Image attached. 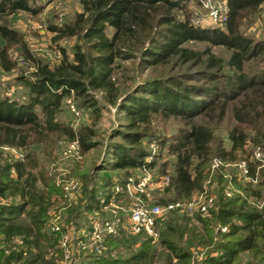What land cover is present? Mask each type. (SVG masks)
Instances as JSON below:
<instances>
[{
  "label": "trees",
  "instance_id": "obj_1",
  "mask_svg": "<svg viewBox=\"0 0 264 264\" xmlns=\"http://www.w3.org/2000/svg\"><path fill=\"white\" fill-rule=\"evenodd\" d=\"M31 1L0 0V16L34 11ZM189 1L80 0L82 10L72 23L50 28L61 35H79L89 51L76 47L71 61L63 56L52 68L36 62L29 79L18 78L25 88L22 102L0 93V148L24 151L21 159L0 165V199H16L0 204V264H54V259H60V234L46 229L49 209L63 205V219L77 223L81 211L96 206L100 193H109L111 186L121 184L143 164L153 167L160 150L174 159L170 174L159 173L167 174L169 182L154 202L186 200L209 178L215 197L208 214L167 213L155 223V243L152 237L123 230L106 235L105 250L98 255L80 254L79 264H191L190 245L210 246L214 252L199 264H239L242 254L264 253V206L257 209L249 203L264 189V166L249 160L255 146L264 148V41L238 31L242 12L254 10L264 0H226L221 27L193 24ZM15 40V32L0 24V66L6 71L12 67L7 43ZM191 42L206 45L197 50L187 46ZM212 47L228 50L227 59L214 54ZM135 55L146 68L159 71L126 90L115 77L116 60H131ZM173 65L184 69L160 71ZM87 89L101 91L105 102L121 112L124 123L114 132L123 143H114L111 160L95 168L101 175L80 173L83 202L74 204L62 197L49 164L61 137L77 139L79 154L91 148V129L75 131L57 119L70 91L97 117L99 107ZM155 119H174L181 125L166 137L155 134ZM220 128L228 147L215 140L214 132ZM246 141L248 152L242 149ZM211 154L220 163L213 170ZM243 159L248 180L225 171V163ZM107 170L120 174L111 180ZM227 183L230 196L224 193ZM214 226H218L216 240ZM15 239L20 248L5 255L4 245Z\"/></svg>",
  "mask_w": 264,
  "mask_h": 264
},
{
  "label": "rangeland",
  "instance_id": "obj_2",
  "mask_svg": "<svg viewBox=\"0 0 264 264\" xmlns=\"http://www.w3.org/2000/svg\"><path fill=\"white\" fill-rule=\"evenodd\" d=\"M29 5L35 9L34 11L18 10L10 14L0 16V24L6 26L15 32V41L7 43L8 56L12 63L9 70H4L0 66V93L6 95L17 101H24L25 88L20 83L19 77L29 79V75L35 70L36 62L45 64L52 68L59 63L64 56L68 61L73 59V53L78 47L80 51L87 52L88 44L79 35H61L58 32L51 30V26L60 27L64 24L73 22L76 14L80 13L82 8L80 0H32ZM190 12V20L193 24H199L204 27H221L223 17H226V0H190L187 4ZM215 16L212 17L211 13ZM238 31L253 40L264 41V3L260 4L254 10L243 11L238 20ZM1 42V44H3ZM206 44L201 42L187 43V46L193 49L201 50ZM211 51L220 56L223 61L228 57L229 51L222 47H212ZM117 68L115 77L123 85V89L132 90L134 85L142 79L147 77H155L159 69L152 70L146 68L144 63L135 55L134 59L123 61L116 60ZM250 65V64H249ZM188 68V66H187ZM184 69V66H171V68L161 67L163 73H176ZM87 94L91 97L99 107V115L94 117L91 109L82 104L80 96L71 97L69 95L63 99L61 110L57 114V119L64 124L69 125L73 130L82 127H87L92 130L93 134L88 136L91 142V148L79 154L77 152L69 157H62L61 151L64 148L66 139L59 138L55 144L56 149L53 150V160L49 164L54 170L53 181L55 185L60 187L63 182L76 179L79 183V190L73 193L72 201L74 204L78 200L83 202L80 173L96 172L97 176L101 175V171H95L97 167H105L111 160V146L114 143H123V141L115 135V129H121L124 123L121 112L114 106L105 102L103 93L95 89H87ZM67 100L69 101L67 103ZM69 104L78 111V116L73 115L69 110ZM159 118V117H158ZM178 120L169 119L166 121L155 119L152 126L155 129V134L171 135L177 127H180ZM215 140L223 141L224 147H228L229 143L225 140V133L223 128L215 130ZM256 147V146H255ZM243 151L250 150L248 141L242 147ZM264 149V148H263ZM157 151V150H155ZM23 150H14L11 148H0V165L4 160L11 161L21 159ZM245 153H243L244 155ZM213 154H211L212 156ZM240 155V156H243ZM210 163L214 160L218 161L212 156ZM148 158H145V160ZM173 155L167 153L165 150H160V157L155 158L152 173L159 175V173L170 174L172 170ZM240 161V160H239ZM238 162V161H237ZM225 163L224 168L227 173L236 175V163ZM111 180H116L120 174L119 171L107 170ZM12 175L13 172L10 171ZM98 180V179H97ZM255 183V182H254ZM253 183V184H254ZM254 186V185H253ZM214 188V186H213ZM212 188V191L214 189ZM214 193V192H213ZM151 200L159 197L161 193L149 191ZM215 195V193H214ZM16 199H0V204L9 203ZM249 203L260 209L264 206V189H262L260 196L256 199H250ZM53 209H49L46 229L50 230L48 221L51 219ZM63 215V213H62ZM65 221V220H64ZM82 224V218L79 221ZM214 240L217 239L215 233L218 231V226L212 228ZM152 237V243L158 239L157 232ZM130 235V234H129ZM143 239V237H139ZM138 242L133 245L137 248ZM264 246V241H263ZM20 248V241L15 239L7 245H4L3 251L7 255L11 251H18ZM210 246L190 245L189 252L191 256V264H199L205 255H213ZM264 248V247H263ZM80 258L75 262L79 264ZM54 264H59L60 259H54ZM249 262L250 264H264V253L256 255L255 257L242 254L239 264Z\"/></svg>",
  "mask_w": 264,
  "mask_h": 264
},
{
  "label": "built area",
  "instance_id": "obj_3",
  "mask_svg": "<svg viewBox=\"0 0 264 264\" xmlns=\"http://www.w3.org/2000/svg\"><path fill=\"white\" fill-rule=\"evenodd\" d=\"M214 18L215 13H211ZM225 17L220 22H224ZM72 95V91L70 94ZM69 101L67 100V103ZM70 112L78 116V111L69 104ZM149 147L154 149V143L150 142ZM79 144L77 139L66 141L61 151L62 157H69L77 152ZM146 161H150L147 157ZM250 161H255L257 167L264 166V149L254 147ZM219 161H212L211 170L219 166ZM153 168L141 165L131 174L127 175L124 181L111 186L109 193H100L96 200V206L90 210L81 211L82 224L79 222L64 221L62 211L65 206H59L52 211L51 219L48 221L51 231L60 234L58 246L60 248L59 264H75L80 254L98 255L105 250L104 237L116 234L123 230L126 234L153 237L155 223L162 219L167 213L191 215L198 213L207 215L214 202L212 188L214 182L209 178L204 182L202 188L194 192L186 200H174L165 203H156L151 200L149 191L162 193L167 187L169 177L167 174L153 175ZM236 177L248 180L246 161L240 160L236 163ZM252 183L255 179L251 180ZM62 197L65 201H72L73 193L78 192L79 183L76 179H70L60 184ZM226 196H230L231 186L229 183L224 187ZM73 202V201H72ZM225 227H220L223 231Z\"/></svg>",
  "mask_w": 264,
  "mask_h": 264
}]
</instances>
